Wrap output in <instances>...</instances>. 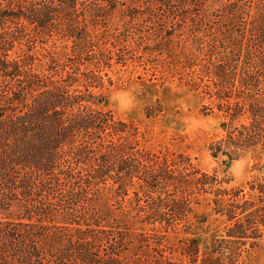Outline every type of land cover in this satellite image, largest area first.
Segmentation results:
<instances>
[{
    "label": "trees",
    "instance_id": "obj_1",
    "mask_svg": "<svg viewBox=\"0 0 264 264\" xmlns=\"http://www.w3.org/2000/svg\"><path fill=\"white\" fill-rule=\"evenodd\" d=\"M207 1L0 0V264H237L264 237V177L228 189L102 105L140 63L216 102L212 158L263 149L264 0ZM50 41L67 52L32 53ZM203 198L224 235L201 248L178 227Z\"/></svg>",
    "mask_w": 264,
    "mask_h": 264
},
{
    "label": "rangeland",
    "instance_id": "obj_2",
    "mask_svg": "<svg viewBox=\"0 0 264 264\" xmlns=\"http://www.w3.org/2000/svg\"><path fill=\"white\" fill-rule=\"evenodd\" d=\"M220 7L217 0H209L204 10L209 15ZM249 24L254 29L262 26L264 11L254 6L250 11ZM64 45L65 41L54 46L50 41L42 46L38 44L32 53L41 58L40 54L44 53L41 47H44L61 57L67 52ZM21 50L26 48L22 46ZM108 76L112 84L104 83L102 105L119 119L132 121L138 127L142 135L141 146L146 150L174 153L175 156L182 154L200 171L216 172L228 189L247 190L249 181L264 177V148L257 147L231 162H223L226 160L224 157H211L208 147L224 134L220 128L224 118L215 107L216 102L208 99L201 90L185 86L179 77L153 75L149 66L136 62L124 67L115 66L108 71ZM148 112L153 113L152 116L147 117ZM206 202L207 199L203 198L195 206L196 213L204 217L203 222H195L191 218L193 226L187 234L183 233L182 227H178L180 236L193 235L201 248L224 235V224L212 214ZM237 264H264V237Z\"/></svg>",
    "mask_w": 264,
    "mask_h": 264
}]
</instances>
